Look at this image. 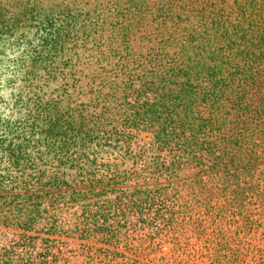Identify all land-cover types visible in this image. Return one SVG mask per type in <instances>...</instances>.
Wrapping results in <instances>:
<instances>
[{
	"label": "rangeland",
	"instance_id": "obj_1",
	"mask_svg": "<svg viewBox=\"0 0 264 264\" xmlns=\"http://www.w3.org/2000/svg\"><path fill=\"white\" fill-rule=\"evenodd\" d=\"M262 10L0 0L2 186L59 177L0 264H264V64L224 39Z\"/></svg>",
	"mask_w": 264,
	"mask_h": 264
},
{
	"label": "trees",
	"instance_id": "obj_2",
	"mask_svg": "<svg viewBox=\"0 0 264 264\" xmlns=\"http://www.w3.org/2000/svg\"><path fill=\"white\" fill-rule=\"evenodd\" d=\"M252 4H255L257 0H251ZM244 6V5H243ZM223 14V13H220ZM225 38L229 45H236L237 38L241 40V43L246 44V49L242 51L244 53V64L246 67H250L251 61L255 63L264 64V12L263 10L254 16V19L248 20L244 23H239L234 26V30L231 31L229 28H225ZM15 166H19L20 162L17 158L13 159ZM41 177L36 178L35 187H29V183H24L20 188V192H16V188H3V180L0 179V225L9 226L13 224L15 216L19 215V218H26L27 223L32 224L34 221V216L28 214H34V210L38 211V206L40 205L42 194L47 188H53V184L57 183L59 180L58 176H54V183L46 182L40 183ZM56 188V187H55ZM54 190V189H53ZM22 200V202L20 201ZM35 203L34 209H24L26 208V203ZM19 203V204H18ZM37 205V206H36ZM16 206L20 208L17 209L16 215H13L12 211ZM3 212H10L9 215H2ZM17 220V219H16ZM12 221V222H11ZM31 227V226H30ZM27 228V227H25Z\"/></svg>",
	"mask_w": 264,
	"mask_h": 264
}]
</instances>
